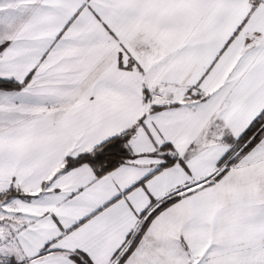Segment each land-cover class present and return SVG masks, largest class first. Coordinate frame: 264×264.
I'll return each mask as SVG.
<instances>
[{
    "label": "snow or ice",
    "instance_id": "obj_1",
    "mask_svg": "<svg viewBox=\"0 0 264 264\" xmlns=\"http://www.w3.org/2000/svg\"><path fill=\"white\" fill-rule=\"evenodd\" d=\"M0 264H264V0H0Z\"/></svg>",
    "mask_w": 264,
    "mask_h": 264
}]
</instances>
